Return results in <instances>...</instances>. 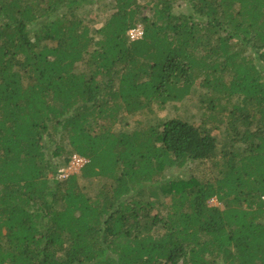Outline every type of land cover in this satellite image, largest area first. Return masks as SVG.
Segmentation results:
<instances>
[{"label": "trees", "instance_id": "16d2710c", "mask_svg": "<svg viewBox=\"0 0 264 264\" xmlns=\"http://www.w3.org/2000/svg\"><path fill=\"white\" fill-rule=\"evenodd\" d=\"M150 5L0 0V264H264V0ZM196 86L199 123L114 132Z\"/></svg>", "mask_w": 264, "mask_h": 264}, {"label": "rangeland", "instance_id": "374dc122", "mask_svg": "<svg viewBox=\"0 0 264 264\" xmlns=\"http://www.w3.org/2000/svg\"><path fill=\"white\" fill-rule=\"evenodd\" d=\"M152 0H139L140 3H143L144 8L143 12L146 15L150 14L149 7H151L150 3ZM105 3H102L100 6H89L80 10V15L84 17L87 22H90L94 27H100L106 17L110 14L108 7L104 6ZM182 9V6L177 5L176 9ZM141 26V25H140ZM142 27V26H141ZM143 29V28H142ZM98 38V35H95ZM208 92L201 86H196V88L192 91V94L185 98L181 103L177 104H167L163 109H160L156 112V114H135V115H127L123 114L120 117V120L114 125V132H130L134 129L140 127H147L150 125H158L161 121L168 120L171 118H180L182 120L188 121L190 123H199L205 117V114H209L210 110L205 106H201L200 98H204L205 94ZM221 117V115H220ZM224 125H221L219 131H215L216 134H221V139L224 134ZM87 159V158H86ZM88 160V159H87ZM55 162L59 165H63V158L56 157ZM79 172L75 174H79ZM175 173H179V170L175 169ZM180 173H182L180 171ZM74 174V175H75ZM81 186L84 191L89 193L90 195L94 194L100 187L101 181L100 179H91V180H79ZM210 204L216 205L215 200H211ZM162 213L166 210L161 209Z\"/></svg>", "mask_w": 264, "mask_h": 264}, {"label": "built area", "instance_id": "2783aa9c", "mask_svg": "<svg viewBox=\"0 0 264 264\" xmlns=\"http://www.w3.org/2000/svg\"><path fill=\"white\" fill-rule=\"evenodd\" d=\"M142 31V27L137 25L128 31V36L131 40L139 39L142 36ZM86 163H88V160L85 157H82L78 154H73L66 165L61 169L59 177L61 179H65L70 175H74L75 173L79 172V170H81V168Z\"/></svg>", "mask_w": 264, "mask_h": 264}]
</instances>
